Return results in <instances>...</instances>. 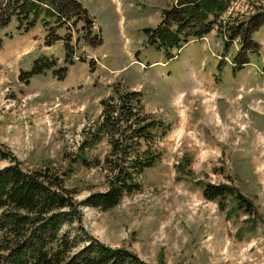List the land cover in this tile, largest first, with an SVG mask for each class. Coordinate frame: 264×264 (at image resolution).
<instances>
[{
    "label": "rangeland",
    "instance_id": "obj_1",
    "mask_svg": "<svg viewBox=\"0 0 264 264\" xmlns=\"http://www.w3.org/2000/svg\"><path fill=\"white\" fill-rule=\"evenodd\" d=\"M26 1H15L17 15ZM78 1L92 26L40 4L27 30L13 14L0 25V143L23 168L66 170L64 183L82 198L104 189L105 169L72 163L81 128L115 83L139 90L144 109L169 122L160 156L112 207L81 205V226L149 264H264V23L242 37L225 29L264 0H232L220 29L167 43L152 29L174 0ZM38 58L53 65L31 72ZM107 147L101 140L89 152ZM205 183L234 186L250 212L230 196L204 197Z\"/></svg>",
    "mask_w": 264,
    "mask_h": 264
},
{
    "label": "trees",
    "instance_id": "obj_2",
    "mask_svg": "<svg viewBox=\"0 0 264 264\" xmlns=\"http://www.w3.org/2000/svg\"><path fill=\"white\" fill-rule=\"evenodd\" d=\"M15 1L2 8L0 25L13 14L18 27L27 30L34 23L33 12L38 4L56 12L59 19L71 12L77 19H87L89 27L92 25L78 0L18 2L17 12L23 17L13 11ZM231 2L174 0L163 10L161 20L152 29V37H158L163 43L170 41L168 35H174L177 41L178 35L183 41L202 37L214 25L220 29L218 16ZM260 23H264V9L252 12L246 20L228 23L225 29L230 37L237 34L242 37ZM53 38H59L58 34H53ZM50 39L47 37L45 41ZM33 63L31 72L53 65L41 59ZM99 104L98 117L81 128L82 136L72 163L103 166L105 187L82 198L75 199L76 190L64 183L66 170L49 164L23 168L12 151L0 143V160H4L0 166V264H149L125 247L108 246L88 234L79 223V207L106 209L115 205L123 194L139 189L140 174L160 156L157 143L169 129V122L144 109L139 90L121 87L118 83L99 99ZM101 140L108 147L99 157L89 150ZM202 194L209 199L230 196L237 206L250 212L251 203L232 185L205 183Z\"/></svg>",
    "mask_w": 264,
    "mask_h": 264
}]
</instances>
